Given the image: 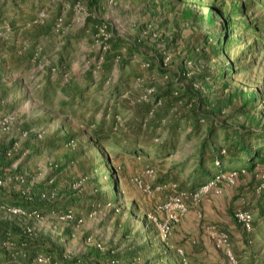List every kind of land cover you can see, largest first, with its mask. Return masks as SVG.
I'll return each instance as SVG.
<instances>
[{
    "label": "rangeland",
    "instance_id": "rangeland-1",
    "mask_svg": "<svg viewBox=\"0 0 264 264\" xmlns=\"http://www.w3.org/2000/svg\"><path fill=\"white\" fill-rule=\"evenodd\" d=\"M211 120L264 130V0H0V264H264L258 175L201 193Z\"/></svg>",
    "mask_w": 264,
    "mask_h": 264
},
{
    "label": "trees",
    "instance_id": "trees-1",
    "mask_svg": "<svg viewBox=\"0 0 264 264\" xmlns=\"http://www.w3.org/2000/svg\"><path fill=\"white\" fill-rule=\"evenodd\" d=\"M208 38L210 42L216 39L214 35H210ZM202 57H203L202 53H197L194 55V57L190 59L196 61ZM208 73L209 71L205 70L203 73H200V75L194 76L193 80L194 81L205 80L206 75ZM190 90L193 91V88L190 87ZM78 97H82V91L75 94L73 100L74 101L77 100ZM208 100L209 99L207 97V93H203V92L198 93L197 97L193 95L190 96L189 98L188 117L192 120V124L196 132H201L203 121L206 119L209 120L211 118L208 113L201 112V108L207 106ZM212 122L213 121L211 120V124L208 126L207 129V134L201 142V151L198 160L199 168L197 169L196 172V174L198 175L200 174L202 175V177H205L206 179V181L202 183V185L206 184L210 179H212L215 173L216 174L222 172L229 173L231 171H236L238 175L246 174L248 172H253L255 175H258L257 184H259L260 181L259 174L263 171L262 169H264V130H256L253 128L231 129L233 131V135L231 136L230 135L231 133H229L230 130L229 127H226L219 123H212ZM175 129H177V127H175ZM220 129L226 130L227 134L225 136L224 143L215 144L214 142V140L216 139L215 133L218 132V130ZM93 136L98 140H102V139L112 140V136L110 132L105 131L103 126H99L98 128H96L95 132L93 133ZM152 140H153L152 135H146L145 140L143 142L147 143V146L151 148H155L157 152L168 150L166 143L160 145V144L152 143L153 142ZM47 144H48L47 148L52 146L49 143ZM125 146L129 148H137L138 146H143V145L141 144L139 138H137L134 139L132 142L127 143V145ZM207 165H209V168H205ZM213 168H214V172H210L211 169ZM224 183L225 181H222L220 183V186H222ZM261 196H263L264 199V192L261 193ZM237 209H234L233 217L235 218L236 223L241 227H243L240 223H238L235 217V213ZM243 209L249 210L248 208H243ZM223 231L229 232L227 230H223ZM230 240H231V236H230ZM231 250L236 260H238L232 248ZM225 254L228 260L231 261L230 257L227 254V251L225 252Z\"/></svg>",
    "mask_w": 264,
    "mask_h": 264
},
{
    "label": "built area",
    "instance_id": "built-area-1",
    "mask_svg": "<svg viewBox=\"0 0 264 264\" xmlns=\"http://www.w3.org/2000/svg\"><path fill=\"white\" fill-rule=\"evenodd\" d=\"M238 176L237 172H229V173H219L216 177H213L212 179L209 180V182H207L201 189V193H206L208 192L210 189H214L216 190V192L219 194L222 191L220 183L222 181L226 180L228 182H234V180L236 179V177ZM259 184L257 186V191L258 192H264V170L259 174ZM185 196V194L182 193V195H178V201H180L182 199V197ZM199 196V195H198ZM200 197V196H199ZM183 207V205H181ZM184 211L186 210L185 207ZM235 217L238 221V223H240L246 230H251L254 224V216L253 213L249 210L243 209V208H238L236 210L235 213ZM165 228V227H164ZM218 236V245L219 246H223L225 247L228 256L230 257L231 261L233 262V264H238L236 258L234 257L232 250H231V240H230V235L228 232L226 231H218L217 234ZM166 236V235H165Z\"/></svg>",
    "mask_w": 264,
    "mask_h": 264
}]
</instances>
